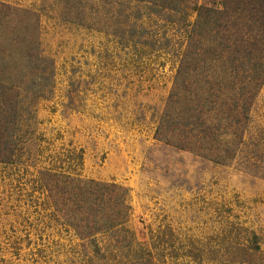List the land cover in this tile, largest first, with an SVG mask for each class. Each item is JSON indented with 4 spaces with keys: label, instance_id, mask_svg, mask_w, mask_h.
<instances>
[{
    "label": "rangeland",
    "instance_id": "obj_1",
    "mask_svg": "<svg viewBox=\"0 0 264 264\" xmlns=\"http://www.w3.org/2000/svg\"><path fill=\"white\" fill-rule=\"evenodd\" d=\"M223 2L0 0V264H264V84L239 139L185 149L190 119L163 122L197 9ZM89 181L126 213L92 217Z\"/></svg>",
    "mask_w": 264,
    "mask_h": 264
},
{
    "label": "trees",
    "instance_id": "obj_2",
    "mask_svg": "<svg viewBox=\"0 0 264 264\" xmlns=\"http://www.w3.org/2000/svg\"><path fill=\"white\" fill-rule=\"evenodd\" d=\"M187 32V44L163 122L172 120L177 112L185 113L183 118L190 119L185 126L189 133L185 138L188 144L180 146L185 149H203L205 142L217 144L219 138L228 131L239 139L244 134L243 127L250 121L251 107L264 84V0H224L221 8L201 6L197 9L194 24ZM184 93L188 94V97ZM0 98L3 101L0 103H10L5 95L0 94ZM184 103L187 108L182 107ZM9 108L7 105V111ZM1 109L0 162L10 163L14 151L10 140L11 120L7 121L6 111ZM210 113H216L215 124L208 118ZM162 128L161 122L159 131ZM47 175L51 181L56 178L51 174ZM66 180L78 184L84 182L71 178ZM44 185L55 204L62 202L60 187L58 190L47 180ZM101 187H104L103 191L106 192L115 190V186L89 181L78 187L75 199L81 207L89 208L92 217H97L103 213L102 209L107 207L111 208L113 215L123 216L127 209L123 195L117 197L113 206V203L107 202ZM84 191L89 192L88 198L82 194ZM63 194L70 196L71 193L67 190ZM98 218L92 221L87 218L89 221H86V224L92 223L95 228L102 229L101 225L106 224H101L102 221ZM109 222L107 227L111 229L120 223L113 220ZM89 224L85 226L86 229Z\"/></svg>",
    "mask_w": 264,
    "mask_h": 264
}]
</instances>
